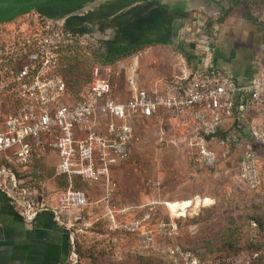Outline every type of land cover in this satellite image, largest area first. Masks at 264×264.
<instances>
[{
	"label": "built area",
	"instance_id": "1",
	"mask_svg": "<svg viewBox=\"0 0 264 264\" xmlns=\"http://www.w3.org/2000/svg\"><path fill=\"white\" fill-rule=\"evenodd\" d=\"M34 14L10 46H0V96L9 94L13 100L7 114L0 115V193L26 225L52 214L69 233L67 264H79L77 234L90 226L86 217L94 208L89 192L76 189L77 181L101 189L103 199L112 201L118 192L113 169L134 157L142 125L167 123L194 167L217 170L236 163L246 188L260 189L264 69L242 82L215 63L217 51L208 42L187 44L180 53L184 62L189 59L183 75L161 88L140 82V56L134 55L132 72L125 60L117 68L99 64L90 84L75 93L63 76V55L95 40ZM116 77H124L122 92L129 90L125 101ZM51 161L48 190L36 182L33 170ZM57 180L68 187L59 188ZM151 210L121 225L146 248L155 244L154 230L144 225L151 221ZM159 229L162 237L173 233L163 223Z\"/></svg>",
	"mask_w": 264,
	"mask_h": 264
},
{
	"label": "rangeland",
	"instance_id": "2",
	"mask_svg": "<svg viewBox=\"0 0 264 264\" xmlns=\"http://www.w3.org/2000/svg\"><path fill=\"white\" fill-rule=\"evenodd\" d=\"M219 11H191L186 21H178L174 46L154 45L135 54L140 56L136 71L140 82L161 88L182 76L189 59L184 62L180 53L187 44L208 42L219 50L215 63L232 73L255 60L264 35V0H241L225 17ZM28 15L0 27V46H10L35 17L33 12ZM88 42L64 55L65 69L80 75L72 78L78 82L76 89L89 84L93 68L101 63L97 53L101 47L96 40ZM131 62L132 57L125 59L129 72ZM115 81L122 92L124 77ZM128 93V88L122 92V101ZM12 102L9 94L0 96V115L7 114ZM148 125L137 131L134 157L113 169L118 192L112 201L103 199L101 189L84 186L94 208L86 217L90 226L77 234L79 264H264V153L259 160L262 185L252 192L237 177L238 164L196 168L172 127L162 122ZM53 163L33 170L36 182L48 190ZM150 209L151 221L144 225L154 230L155 244L146 248L121 225ZM162 223L172 229L171 235L161 236Z\"/></svg>",
	"mask_w": 264,
	"mask_h": 264
},
{
	"label": "trees",
	"instance_id": "3",
	"mask_svg": "<svg viewBox=\"0 0 264 264\" xmlns=\"http://www.w3.org/2000/svg\"><path fill=\"white\" fill-rule=\"evenodd\" d=\"M95 0H0V26L6 23L15 21L21 16L28 13L34 12L43 18L49 19H66V26L72 30L78 31L82 34H93L94 29L91 24L94 23V12H89L84 16L75 15L76 12L86 7L89 3ZM136 0H130L127 4L130 5ZM239 0H234V4H237ZM101 9L111 8L113 11H107L103 13L99 18L106 19L111 15H114L120 7L116 6L114 2H105ZM178 14L177 21L184 20L187 18L186 3L179 2L177 4ZM139 11V10H138ZM133 9L123 15L124 27L122 30L123 36L126 38V43L129 46L134 45V40L142 36L143 42H140L139 47L136 49H129L128 52H116L118 46L111 47V43L107 41L100 42L101 52L98 50V58L103 65H112L119 61L125 60L142 51L144 47L150 45H170L171 44V23H165V14L163 12L158 13L157 11L148 12L143 14ZM249 19H253L250 18ZM105 28H103L104 30ZM81 46H73L72 48H79ZM69 48L68 50L72 49ZM67 50V51H68ZM65 55V54H64ZM62 58V72L67 82L69 90L77 93L84 87L75 88L78 84L72 78L77 77L78 74L71 72V70L65 69L63 64L65 56ZM80 76V75H79ZM78 76V78H79ZM91 82V81H90ZM90 82H88L90 84ZM87 83V84H88ZM75 86V87H74ZM231 166V164H230ZM229 166V167H230ZM41 167V166H40ZM34 175H38L35 174ZM33 178L36 179V177ZM39 177V176H38ZM37 177V178H38ZM59 188L65 189L68 184L62 180H57ZM84 186L77 181L76 189L85 190ZM257 258H261L258 256Z\"/></svg>",
	"mask_w": 264,
	"mask_h": 264
},
{
	"label": "crops",
	"instance_id": "4",
	"mask_svg": "<svg viewBox=\"0 0 264 264\" xmlns=\"http://www.w3.org/2000/svg\"><path fill=\"white\" fill-rule=\"evenodd\" d=\"M261 45L259 55L241 72L218 66L239 81H249L264 69V35ZM70 253L69 233L54 222L52 214L43 213L35 224L26 225L0 193V264H67Z\"/></svg>",
	"mask_w": 264,
	"mask_h": 264
},
{
	"label": "flooded vegetation",
	"instance_id": "5",
	"mask_svg": "<svg viewBox=\"0 0 264 264\" xmlns=\"http://www.w3.org/2000/svg\"><path fill=\"white\" fill-rule=\"evenodd\" d=\"M98 0H95L92 3L97 2ZM114 2V4L120 9L114 14L109 16L108 18L100 19L99 17L107 12V11H113L111 8H105L101 9L100 7L105 3V2ZM130 0H103L97 3L92 9H88L87 12H82L81 9L80 11L76 12L75 14L78 16H84L88 14L89 12H94L93 18H94V23L91 24V27L94 29V32H103L104 30L107 32L106 36L107 38L105 40H99L97 39V43L100 46L101 41H107L111 43V47L113 46H118L119 48L116 49L115 51L118 53L120 52H128L129 49H136L139 47L140 42H143L142 36L137 37L134 40V45L129 46L126 43V38L122 34L123 27L125 26L123 23V18L121 15L135 9L139 10L138 12L147 14L148 12H153L157 11L158 13L163 12L165 14V23H171V44L166 45V46H174L177 42L178 34H179V27H178V21H177V14H178V8L177 4L179 2H185L186 3V12H187V17L189 16V13L191 12V2L190 0H136L135 2H132L130 5L127 3ZM212 1L213 3L219 4L217 0H209ZM194 2V0H192ZM240 2V1H239ZM238 2V4H239ZM219 13L225 17L227 14L231 13L232 8H234V1H230L229 6L227 7H220ZM78 13V14H77ZM30 14V13H28ZM26 14V15H28ZM25 16V15H24ZM184 19V21H186ZM210 27H215L214 25ZM103 28H105L103 30ZM154 45H150L148 47H144V49L149 48ZM143 49V50H144Z\"/></svg>",
	"mask_w": 264,
	"mask_h": 264
},
{
	"label": "water",
	"instance_id": "6",
	"mask_svg": "<svg viewBox=\"0 0 264 264\" xmlns=\"http://www.w3.org/2000/svg\"><path fill=\"white\" fill-rule=\"evenodd\" d=\"M100 1H103V0H98L97 2L95 3H89L86 7H84V9L82 10V12H87L88 9H92L97 3H99ZM219 2V4H216V3H213L212 1H209V0H194V2H192V0H190L191 4V10L190 11H194V10H197V9H203L207 12H216L218 10H220L221 8L220 7H227L229 6L230 4V1H234V0H217ZM241 1V0H239ZM78 14V13H77ZM76 15V14H75ZM49 19V18H47ZM53 22H56L57 24L65 27L66 29L78 34V35H81V36H84V37H91L93 38L94 40L97 41V39L99 40H105L107 38L106 36V31L104 30L103 32H94L93 34H82L78 31H75V30H72L70 28H68L66 26V19L63 18V19H49Z\"/></svg>",
	"mask_w": 264,
	"mask_h": 264
},
{
	"label": "bare ground",
	"instance_id": "7",
	"mask_svg": "<svg viewBox=\"0 0 264 264\" xmlns=\"http://www.w3.org/2000/svg\"><path fill=\"white\" fill-rule=\"evenodd\" d=\"M203 200H204V199H203ZM195 201H196L197 205L200 204V202H201V201L199 200V198H198L197 200H195ZM209 202H210V200L207 199V200L205 201V204L207 205V204H209ZM211 203H212V202H211ZM211 203H210V204H211ZM202 204H203V203H202ZM206 207H208V206H206Z\"/></svg>",
	"mask_w": 264,
	"mask_h": 264
}]
</instances>
